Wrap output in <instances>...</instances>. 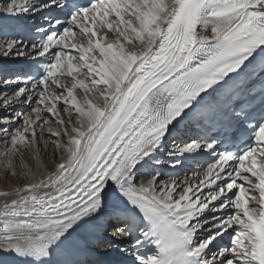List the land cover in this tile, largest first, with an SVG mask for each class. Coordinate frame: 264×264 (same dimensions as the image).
<instances>
[{"label":"snow or ice","instance_id":"6c2138e0","mask_svg":"<svg viewBox=\"0 0 264 264\" xmlns=\"http://www.w3.org/2000/svg\"><path fill=\"white\" fill-rule=\"evenodd\" d=\"M68 7L11 0L5 11ZM68 15H45L38 42L0 39V56L38 58L44 71L36 79L0 68L2 166L12 177L21 168L28 181L0 191V254L49 264L76 228L98 227L115 197L128 207L104 230L120 257L132 258L110 264H264V111H235L237 123L218 135L170 149L173 169L216 153L192 177L162 180L160 158L194 113L264 76V0H87ZM22 104L34 118L17 110ZM220 135L246 147L217 152ZM40 141L61 159L37 179L16 153L33 149L39 169ZM225 235L230 244L216 247ZM149 244L152 254L142 251Z\"/></svg>","mask_w":264,"mask_h":264},{"label":"bare ground","instance_id":"6f19581e","mask_svg":"<svg viewBox=\"0 0 264 264\" xmlns=\"http://www.w3.org/2000/svg\"><path fill=\"white\" fill-rule=\"evenodd\" d=\"M10 2H11V0H0V10L6 8V6ZM111 39H112V37L110 35L109 40H111ZM75 54L78 55V53H75ZM7 60L27 61L26 58H23V59H15V58L5 59L2 56H0V61H7ZM77 91L79 93L81 90H77ZM32 106H34V105H32ZM63 106L64 105L62 103H60L58 105V107L61 109L63 108ZM21 107L31 108V106L27 105V104H22V105L16 106L17 110H19V111L21 110ZM2 111L3 110L0 109V112H2ZM26 115H32L33 118L35 116V114L31 113V112H26ZM41 115L44 117L50 118V120L54 119V117H51V114H49L47 112L41 113ZM49 126H51L53 128V130H56V125L54 123H50V125H45L44 126V137H45V139H47L49 141L55 140L56 137L51 136L48 132ZM37 132H39V129H37ZM0 135L4 136L3 133H0ZM0 141H2V140H0ZM39 147H40V164L42 165V167H40L39 169H38L37 160L33 158V156H34V150L33 149H31V148L26 149L25 148L23 150H20L19 153H16L17 157L20 156L18 158V160L16 161V163L19 164L20 159H22L24 164H26L28 166V168H31L33 170V172L36 173L37 179L44 178L49 173L54 172L55 167H56V163H58L61 159V157L58 153L56 154V156L54 158L53 153L56 152V149L53 147H48L47 149H45L43 141L39 142ZM2 151H3V144L1 142L0 143V152H2ZM2 160H3V157H0V191H12L17 187H23V185L28 181L25 179V176H24L21 168H19V167L16 168V172L19 174L18 176H15V177L9 176V175H7L5 168L2 166ZM185 178L186 177H183L179 181H183ZM162 180L167 181L164 178H162ZM11 199H15V197H8L9 201ZM3 203H4V198L0 197V204H3ZM110 207L111 206L108 204L105 205V208L102 210V212L100 214L101 219H99L98 227L96 229H94V230L86 229L83 225H81L80 227L76 228V230L74 232H72L71 235L81 236L90 245L96 244V243L103 244L104 240L100 235V232H101V229L103 226L102 217L105 216L106 218H109L110 216H112L114 214V210L110 211ZM108 221L112 222V220H108ZM110 233H111V230H110ZM0 235H2V232H0ZM0 264H31V262H29V261L21 262L11 255L0 254Z\"/></svg>","mask_w":264,"mask_h":264},{"label":"rangeland","instance_id":"374dc122","mask_svg":"<svg viewBox=\"0 0 264 264\" xmlns=\"http://www.w3.org/2000/svg\"><path fill=\"white\" fill-rule=\"evenodd\" d=\"M27 111L30 112V109L27 110ZM24 113H25V114H23V113H22V114H23V115H26V112H24ZM21 124H22V120H21V121H17V122H16V126L12 128V129H14V130H11V131L13 132V131H15L17 128H20ZM15 128H16V129H15ZM0 137H3V135H1ZM23 149H25V148H22L21 150H23ZM26 149H28V148H26ZM16 157H17V156H16ZM19 157H20V156L17 157L16 161L18 160ZM109 230H110V228L108 227V228H107V232H105V234H106V233L109 234V233H110ZM109 235H110V234H109Z\"/></svg>","mask_w":264,"mask_h":264}]
</instances>
